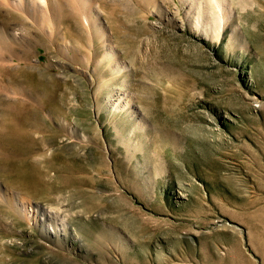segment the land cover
<instances>
[{"label":"rangeland","instance_id":"obj_1","mask_svg":"<svg viewBox=\"0 0 264 264\" xmlns=\"http://www.w3.org/2000/svg\"><path fill=\"white\" fill-rule=\"evenodd\" d=\"M0 264H264V0H0Z\"/></svg>","mask_w":264,"mask_h":264},{"label":"bare ground","instance_id":"obj_2","mask_svg":"<svg viewBox=\"0 0 264 264\" xmlns=\"http://www.w3.org/2000/svg\"><path fill=\"white\" fill-rule=\"evenodd\" d=\"M14 107V109H16V120L7 128V141L2 149L6 150L5 147L10 144V150L13 157H24L28 156L35 149H37L38 142L31 136L29 132L30 110H28V106L23 104H15ZM18 182H21V180L19 179ZM11 200L16 203L21 201L19 197H11Z\"/></svg>","mask_w":264,"mask_h":264}]
</instances>
